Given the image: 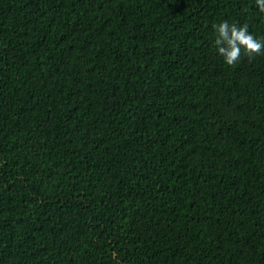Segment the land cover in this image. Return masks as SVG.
I'll return each instance as SVG.
<instances>
[{"label":"trees","instance_id":"trees-1","mask_svg":"<svg viewBox=\"0 0 264 264\" xmlns=\"http://www.w3.org/2000/svg\"><path fill=\"white\" fill-rule=\"evenodd\" d=\"M257 0H0V264H264Z\"/></svg>","mask_w":264,"mask_h":264},{"label":"clouds","instance_id":"clouds-1","mask_svg":"<svg viewBox=\"0 0 264 264\" xmlns=\"http://www.w3.org/2000/svg\"><path fill=\"white\" fill-rule=\"evenodd\" d=\"M257 4L260 11L264 12V0H257ZM214 28L217 33L215 45L227 65L234 66L240 60L242 50L248 57L264 54V38L258 40L249 34L247 24L237 27L224 21L214 25Z\"/></svg>","mask_w":264,"mask_h":264}]
</instances>
